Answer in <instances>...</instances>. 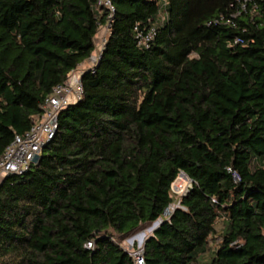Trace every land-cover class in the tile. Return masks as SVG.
Returning a JSON list of instances; mask_svg holds the SVG:
<instances>
[{
    "label": "trees",
    "instance_id": "obj_1",
    "mask_svg": "<svg viewBox=\"0 0 264 264\" xmlns=\"http://www.w3.org/2000/svg\"><path fill=\"white\" fill-rule=\"evenodd\" d=\"M110 1L0 0V155L108 25L38 159L0 180V264H137L122 242L159 218L144 264H264V0Z\"/></svg>",
    "mask_w": 264,
    "mask_h": 264
},
{
    "label": "built area",
    "instance_id": "obj_2",
    "mask_svg": "<svg viewBox=\"0 0 264 264\" xmlns=\"http://www.w3.org/2000/svg\"><path fill=\"white\" fill-rule=\"evenodd\" d=\"M98 4L106 7L110 12H113L110 0H98ZM135 31L137 43L140 46H147L154 34V29L152 27L144 32L135 27ZM72 72H70L71 75H68L65 83L55 86L52 93L46 97L42 105L43 111L40 115L33 117V123L30 129L23 135H15L11 143L0 155V180L7 173L23 172L28 168L30 163L34 162V157L39 154L43 143L51 138L56 129L58 111L79 98L82 91L80 82L81 73L75 75ZM183 176L185 175L180 172L176 178H181ZM190 187L191 181L187 177L186 181L184 180L181 185H176L174 180L171 185V192L180 197L186 194ZM178 205H180V203H178ZM166 210L167 208L164 210L163 214H165ZM90 246L91 242H88L87 247ZM131 255L135 258L137 264H144L142 260V251L140 253H131Z\"/></svg>",
    "mask_w": 264,
    "mask_h": 264
},
{
    "label": "rangeland",
    "instance_id": "obj_3",
    "mask_svg": "<svg viewBox=\"0 0 264 264\" xmlns=\"http://www.w3.org/2000/svg\"><path fill=\"white\" fill-rule=\"evenodd\" d=\"M107 34H108L107 24L100 26V28L98 29V31L94 37L95 49L92 52L91 56L87 59V62H86L88 69L92 68L94 66V64L96 63V60H97V58L101 52V49H102L104 41L107 37ZM82 68H83V66H79L72 73L75 75L82 73V71L84 70ZM184 180L186 181L185 176H183L181 178H176L175 184L181 185V184H183ZM172 197H173V202L168 207L169 210H168L167 214H163V217H167L170 214V212L175 208V206L178 205V203H179V197L178 196H176L175 194H172ZM153 229H154V226H152V224H149V225L142 227L137 232H135L134 234H132L131 236L126 238L122 242V246L130 254L134 253V252L140 253L142 251L143 242H140L138 237H140V236L143 237L142 241H144L145 238L153 232ZM222 230H223V223L221 220H219L215 224V233L212 235L211 240H210L212 245H216L219 243V241L221 240Z\"/></svg>",
    "mask_w": 264,
    "mask_h": 264
},
{
    "label": "water",
    "instance_id": "obj_4",
    "mask_svg": "<svg viewBox=\"0 0 264 264\" xmlns=\"http://www.w3.org/2000/svg\"><path fill=\"white\" fill-rule=\"evenodd\" d=\"M38 157H39V155H36V156L34 157V161H36V160L38 159ZM176 207L181 208V205H178V206H176ZM160 223H162V219H161V218H159V219H157V220H155V221L152 222V226H154L153 231L156 229V227H157ZM143 242H144V241H143Z\"/></svg>",
    "mask_w": 264,
    "mask_h": 264
},
{
    "label": "crops",
    "instance_id": "obj_5",
    "mask_svg": "<svg viewBox=\"0 0 264 264\" xmlns=\"http://www.w3.org/2000/svg\"><path fill=\"white\" fill-rule=\"evenodd\" d=\"M87 59H88V58H87ZM87 59H85L83 62H81V63L78 65V67H79V66H83L82 69H84V70L87 69V68H88L87 65H86ZM78 67H77V68H78Z\"/></svg>",
    "mask_w": 264,
    "mask_h": 264
},
{
    "label": "bare ground",
    "instance_id": "obj_6",
    "mask_svg": "<svg viewBox=\"0 0 264 264\" xmlns=\"http://www.w3.org/2000/svg\"><path fill=\"white\" fill-rule=\"evenodd\" d=\"M168 210H169V209L167 208V210L165 211V214H167ZM138 238H139V241H140V242H143V241H142V240H143V239H142L143 237L140 236V237H138Z\"/></svg>",
    "mask_w": 264,
    "mask_h": 264
}]
</instances>
